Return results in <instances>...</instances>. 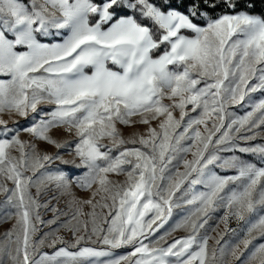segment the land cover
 <instances>
[{"label": "snow or ice", "instance_id": "snow-or-ice-1", "mask_svg": "<svg viewBox=\"0 0 264 264\" xmlns=\"http://www.w3.org/2000/svg\"><path fill=\"white\" fill-rule=\"evenodd\" d=\"M0 197V264H264V0H0Z\"/></svg>", "mask_w": 264, "mask_h": 264}, {"label": "rangeland", "instance_id": "rangeland-1", "mask_svg": "<svg viewBox=\"0 0 264 264\" xmlns=\"http://www.w3.org/2000/svg\"><path fill=\"white\" fill-rule=\"evenodd\" d=\"M240 114H243L242 112ZM5 119H8L7 116L4 117ZM21 123L23 124L24 121L23 119H21ZM9 124L11 126V120H9ZM122 127V132L124 133L125 136H128L130 135L133 131H140V132H143L144 131V128L143 126H137V128L133 129V128H129V127H124V126H121ZM52 135H54L57 139H70L69 137H67L62 130H53V132L51 133ZM22 138L23 139H30V137L27 135V134H23L22 133ZM38 144V148L42 151H47V152H56V151H60L58 149L55 148L54 145H50V144H47L46 142H43V141H39L37 142ZM63 155H65V157L67 158V152H63L62 153ZM58 163V162H57ZM113 179H123L124 177L123 176H113L112 177ZM10 183V182H9ZM34 191V189H33ZM76 193L78 196L80 197H86L88 195L87 192H84V191H81L79 189H75ZM0 199H2V197H0ZM59 207H63L64 206V199L61 198L60 200V204L58 205ZM87 210V209H86ZM46 215V218H50L52 216V213L51 212H48L45 214ZM177 219H179V217H177ZM12 223H14V220H7L3 223H0V234H2L4 231H6L7 229H9L12 225ZM211 223V222H210ZM233 227H235V222H233L232 224ZM168 226L166 225V228ZM184 233L183 232H176L174 233L173 235H176V236H179V235H183ZM212 235H215V233H211ZM211 241H210V245H211ZM131 249H121V250H118L119 252L123 253V252H126V251H130Z\"/></svg>", "mask_w": 264, "mask_h": 264}]
</instances>
